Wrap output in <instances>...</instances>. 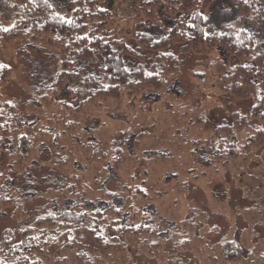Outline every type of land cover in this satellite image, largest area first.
<instances>
[{
    "label": "trees",
    "instance_id": "trees-1",
    "mask_svg": "<svg viewBox=\"0 0 264 264\" xmlns=\"http://www.w3.org/2000/svg\"><path fill=\"white\" fill-rule=\"evenodd\" d=\"M67 1L70 10L62 12L52 0H13L19 13L11 25L0 24V48L19 40L52 49L60 59L53 84L26 103L34 120L21 123L17 101L0 96V205L19 224L0 235V264L71 259L76 264H135L130 246L158 264H185L183 252L196 258L193 264H263L264 245L246 255L236 241L214 240L219 228L204 212L190 207L189 215L179 214L183 200L173 197L169 185L178 173L157 177L149 168L151 157L144 156L151 150L137 148L147 131L134 136L124 131L113 141L94 136V119L119 106L108 105L109 99L120 100L126 92L159 93L179 73L178 59L168 51L173 42L196 54L219 48L231 56L235 63L221 88L237 99L252 98L250 116L264 119V53L256 50L253 34L236 25L209 30L203 8L213 0H112L109 7L103 6L105 0ZM237 3L245 20L251 16L264 31V0ZM148 23L165 33L154 37L143 30ZM139 49L157 55L150 71L142 64L126 66L120 55L140 60L144 55ZM99 57L102 63L94 73L90 63ZM11 71L0 60V88ZM205 123L214 130L200 142L206 163L234 174L264 224V182L245 171L258 158L264 131L254 129L239 112L232 113L230 123ZM45 149L62 179L46 192L51 207L30 219L23 192L12 180L28 176ZM112 177L116 185L108 189L106 181ZM196 178L192 175L190 181ZM165 221L179 230L164 231Z\"/></svg>",
    "mask_w": 264,
    "mask_h": 264
},
{
    "label": "rangeland",
    "instance_id": "rangeland-1",
    "mask_svg": "<svg viewBox=\"0 0 264 264\" xmlns=\"http://www.w3.org/2000/svg\"><path fill=\"white\" fill-rule=\"evenodd\" d=\"M60 11L69 9L67 0H52ZM112 0H105L103 6L112 5ZM18 9L13 0H0V24L11 25ZM206 26L209 30L220 32L229 25L246 28L253 34L256 50L264 53V31L258 28L251 16L238 8L237 0H213L203 8ZM164 17L169 21L170 19ZM145 31L154 37H160L165 30L154 24H146ZM131 40V39H130ZM134 46L135 43L131 42ZM144 57L132 59L120 53L126 66L144 65L151 70V63L157 58L155 53L139 49ZM168 51L179 62V73L169 80L167 87L159 92H126L120 100L109 99L110 106L119 104L114 111L103 112L96 122L95 138L100 141H113L126 131L132 136L146 132L145 138L137 145L139 151L150 149L144 156L151 157L150 170L159 178L164 174L178 173L169 185L173 188V197L181 196L179 214L185 217L189 208L204 212L211 225L219 228L214 240H233L243 247L248 255L252 248L264 245V224L255 213V203L245 197L238 186L235 176L219 164H208L204 150L200 146L202 139L213 136L214 130L205 126L210 119L216 126L232 121V113L239 112L248 116L251 126L264 131V119L250 116L254 101L252 98L237 99L221 88L229 81L235 60L219 48L207 54H196L180 43L173 42ZM2 63L12 66V71L0 88L3 99L16 100L20 105L19 121L27 123L35 119L34 114L26 110V103L48 86L52 85L60 70V59L56 52L41 45L15 40L5 43L0 48ZM90 66L98 73L101 66L91 60ZM29 113V114H27ZM37 151V150H35ZM36 154V152H34ZM161 155H165L163 158ZM49 152L43 150L39 163L26 177L14 175L12 184L19 186L23 192L27 217L32 218L42 209L51 207L45 197L47 191L60 185L62 176L49 164ZM93 169L88 176H93ZM256 175L254 181L264 182V143L258 149V158L253 160L245 170ZM167 174V175H168ZM195 175V181H190ZM253 181V180H252ZM252 181L248 180L250 184ZM114 178L106 181V187L113 189ZM179 188L181 190H179ZM19 224L11 216L9 208L0 205V235L4 229L16 230ZM179 226L172 221L162 224L164 231ZM130 255L135 264H158L156 258L139 253L130 246ZM181 260L193 264L196 258L191 253L183 252ZM46 264H76L71 260H51ZM264 264V263H263Z\"/></svg>",
    "mask_w": 264,
    "mask_h": 264
}]
</instances>
